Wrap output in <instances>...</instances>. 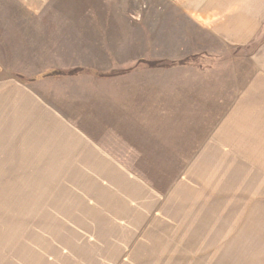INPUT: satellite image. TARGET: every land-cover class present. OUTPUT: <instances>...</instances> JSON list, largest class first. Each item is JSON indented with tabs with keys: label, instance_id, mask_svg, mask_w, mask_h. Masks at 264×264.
<instances>
[{
	"label": "rangeland",
	"instance_id": "374dc122",
	"mask_svg": "<svg viewBox=\"0 0 264 264\" xmlns=\"http://www.w3.org/2000/svg\"><path fill=\"white\" fill-rule=\"evenodd\" d=\"M180 1L0 0V155L10 135L19 150H39L36 139L68 140L66 126L52 124L58 116L79 121L73 129L93 139L119 145L128 137L145 157L125 164L160 192L187 177L162 200L159 221L147 225L145 236L126 238L130 250L117 258L124 264H264V172L256 169L264 166V146L251 147L249 108L218 125L235 98L249 102L238 91L251 69L250 47L234 50L219 41ZM148 61L174 65L149 67ZM74 68L81 71L67 74ZM108 69L131 71L99 78ZM54 70L61 74L45 76ZM116 102L145 109L113 111ZM111 117L125 124H106ZM203 146L209 156L193 163L190 156ZM6 159L0 157V231L11 225L4 216L20 209L10 205L13 186L21 185L13 181L37 177L3 172ZM187 164L191 171L182 172Z\"/></svg>",
	"mask_w": 264,
	"mask_h": 264
},
{
	"label": "crops",
	"instance_id": "0c3cea01",
	"mask_svg": "<svg viewBox=\"0 0 264 264\" xmlns=\"http://www.w3.org/2000/svg\"><path fill=\"white\" fill-rule=\"evenodd\" d=\"M181 7L193 21L200 20L195 16L200 17L203 27L210 28L227 46L234 50L250 47L251 69L238 91L249 94V102H244L248 107L238 96L218 125H226L234 116L242 118L247 112L243 109L249 108L248 118L255 129L251 147L253 143L264 146V0H182ZM130 71L99 78H117ZM143 108L140 103L116 102L113 111L130 113ZM138 116L136 120H140ZM55 119L52 124L66 126L72 137L48 144L45 139H36L39 150H33L32 145L19 150L20 144H14L12 135L9 145L3 144L5 150L0 157L5 162L11 159L3 172L37 177L21 183L13 181L21 185L13 186L17 192L10 205L20 209L4 216L11 225L0 231V264H124L115 255L128 253L127 239L145 236L147 225L159 221L162 200L172 196L187 176L181 175L183 178L176 179L166 192H160L141 172L125 164L127 159L145 157L138 152L140 143L128 137L119 145L105 138L103 142L73 129L81 125L75 119ZM106 124L125 123L123 117H111ZM20 141L32 143L29 138ZM207 156L203 146L190 158L194 163ZM191 165H185L182 172L191 171ZM256 169L263 174L264 166ZM68 173L82 175L85 180L67 181Z\"/></svg>",
	"mask_w": 264,
	"mask_h": 264
},
{
	"label": "trees",
	"instance_id": "16d2710c",
	"mask_svg": "<svg viewBox=\"0 0 264 264\" xmlns=\"http://www.w3.org/2000/svg\"><path fill=\"white\" fill-rule=\"evenodd\" d=\"M190 56H187V57H185V58H183V59H181V60H179V63L180 64H184V63H186V62H188V58H189ZM140 62H142V61H140ZM149 67H169L170 65H174V62H171V64L170 63H167V64H165L163 61H148V63H146ZM169 64V65H168ZM81 71V69H79V68H74V69H72V70H68V73L67 74H76V73H78V72H80ZM119 73H121V72H109V73H98V75L100 76V77H108V76H112V75H116V74H119ZM59 74H61L60 73V71H56V70H54L53 72H51V73H49V74H46L45 76H47V75H52V76H58ZM31 80V79H30Z\"/></svg>",
	"mask_w": 264,
	"mask_h": 264
}]
</instances>
